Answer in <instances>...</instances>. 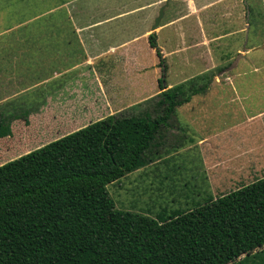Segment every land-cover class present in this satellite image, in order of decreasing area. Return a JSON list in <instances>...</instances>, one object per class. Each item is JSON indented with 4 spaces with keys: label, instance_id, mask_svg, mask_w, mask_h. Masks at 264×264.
<instances>
[{
    "label": "crops",
    "instance_id": "1",
    "mask_svg": "<svg viewBox=\"0 0 264 264\" xmlns=\"http://www.w3.org/2000/svg\"><path fill=\"white\" fill-rule=\"evenodd\" d=\"M166 1L163 16L152 30L159 8ZM220 1L53 0L42 22L31 17L6 23L4 12L0 11V112L20 121L25 116L24 123L29 126L36 118L38 125L48 129L52 125L72 124L61 133L66 134L136 104L145 107L147 99L162 91V68L156 49L148 41L154 32L166 66L165 89L191 78L200 77L202 81V93L179 105L170 123L174 116L177 125H189L193 118L201 125L195 141L188 139L185 145L189 150L194 147L191 153L196 156L202 155L204 146V165L210 174L204 176V183L209 188L234 183L232 187L236 189L242 186L237 182H252L258 172H264V104H257L264 100V68L258 67L264 57L248 52L235 59L226 56V63H213L222 67L208 64L187 77L178 69L180 76L176 80L172 68L167 70L170 60H177L178 66L184 59L189 61L186 54L190 47L206 45L211 54L212 40H222L233 33L229 30L222 35L205 34V13L210 11L207 6ZM244 4L247 18L242 51H247L259 44L250 42V27L256 29L259 24L252 4ZM195 20L202 36L199 34V41L192 43L188 32ZM242 31L240 28L237 32ZM197 54L200 55L195 52L193 57ZM240 61L244 67H238ZM151 67L154 71L150 80ZM169 71L171 79L166 81ZM8 109L12 111L7 112ZM187 129L194 132L188 126ZM185 145L180 143L174 153L186 149Z\"/></svg>",
    "mask_w": 264,
    "mask_h": 264
},
{
    "label": "trees",
    "instance_id": "2",
    "mask_svg": "<svg viewBox=\"0 0 264 264\" xmlns=\"http://www.w3.org/2000/svg\"><path fill=\"white\" fill-rule=\"evenodd\" d=\"M0 165V264H264V176L188 209L118 208L106 186L152 161L201 78ZM14 115L0 112V138ZM23 118H26L23 116ZM242 256V259L240 258Z\"/></svg>",
    "mask_w": 264,
    "mask_h": 264
},
{
    "label": "rangeland",
    "instance_id": "3",
    "mask_svg": "<svg viewBox=\"0 0 264 264\" xmlns=\"http://www.w3.org/2000/svg\"><path fill=\"white\" fill-rule=\"evenodd\" d=\"M52 1L53 0H0V11L4 12L6 16L4 21L6 23H8V20L15 21L31 17L35 22H42L46 18V12ZM203 1L205 0H202V2ZM210 1L216 0H207V3ZM244 1L252 4L256 11V19L259 24L256 29H253V25L250 27L252 32L250 42L254 40L259 44L257 47L250 48L247 51H242V39L247 18V13L245 11L247 7ZM239 5L240 0H222L216 5L211 7L207 6L208 9L210 8V11L208 14L205 13L207 31L204 30L206 36L210 35V33L222 35L229 30L233 31V33L225 36L227 40H225V38L222 40H212L211 54H208L206 45L197 44L190 47L189 52L186 54L188 55L189 61L184 59L185 62L178 66L179 62L177 60H170L167 64V70L168 68H172L171 74H173L174 80L178 79L180 76L178 69L184 71L185 75L183 77H187L207 67L208 64H211L210 67H213L218 63H226V56L235 59L239 57L238 55L248 52V54L252 53L259 57H264V0H242V8H239ZM240 28H243V31L237 32ZM200 32L201 30L199 29L197 20H195V23L190 26V32H188L189 42L197 43L199 41V34L201 35ZM184 44L185 41L181 43L179 47ZM248 46L250 45L248 44ZM147 48L153 54V60L157 61L153 50L148 45ZM197 49L200 51L198 52ZM195 52L200 53V55L197 54L198 57H193ZM204 53L205 55H203ZM216 66L222 67V65ZM238 67H244L241 61ZM258 67L264 68V60L260 59ZM153 71L154 68L151 67L149 70L150 73H148V75H151L149 78L150 80L152 79ZM166 74V81H170V71ZM174 83L177 82L175 81ZM137 84L141 86L144 85L140 82ZM147 87L152 86L148 85ZM254 94H256L255 91ZM257 104L263 105L264 100H258ZM196 110L197 109L194 108L193 111L195 112ZM11 111V109L7 110V112ZM172 118L173 121L171 120L170 126L166 131H163L161 145H159L157 152L152 154V156H154L152 161L106 186L118 208L139 211L155 216L159 213L167 214L171 210L179 208H191L194 204L201 203L211 196L215 197L216 195H221L234 189L232 187L234 183H226L224 187L212 185V187L209 188L206 186V183H204V176L206 175L209 177L210 174H207V167L204 165V162L207 160L205 157L203 158L204 146L202 147L200 145L202 147L201 150H203L202 155L196 156V154L191 153L194 147H192V150H189V147L185 145L188 139L191 140V142L195 141L198 137L197 135L202 131L199 130L197 133V128L201 129V125L197 124L194 118L191 120L188 119L189 125H177L175 124L176 119H174V116ZM38 120V118L33 119L34 123L30 126L24 123V121H27V118L21 121L19 119L11 121L9 134L0 138V165L65 135L61 133L69 129L72 125H52L53 127L48 129L45 126L38 125ZM187 126L193 129L194 132L188 131ZM180 143L184 144L185 147L183 148L186 149H182L179 153H174L177 151V146ZM183 156L184 158H182ZM181 159L184 160L183 163ZM203 170L206 171V174H204L205 171L203 172ZM262 176H264V172H258L254 179ZM237 184L243 185L244 182H237L236 185ZM262 248L264 249V246L253 252L261 250ZM240 258L242 259V256H240Z\"/></svg>",
    "mask_w": 264,
    "mask_h": 264
},
{
    "label": "water",
    "instance_id": "4",
    "mask_svg": "<svg viewBox=\"0 0 264 264\" xmlns=\"http://www.w3.org/2000/svg\"><path fill=\"white\" fill-rule=\"evenodd\" d=\"M167 5V1L159 8L158 14L156 16V18L154 19L153 25H152V30L159 24L160 19L163 16V10L164 7Z\"/></svg>",
    "mask_w": 264,
    "mask_h": 264
}]
</instances>
